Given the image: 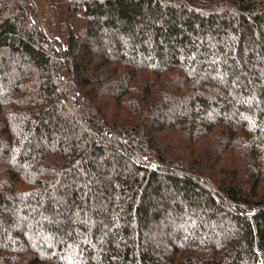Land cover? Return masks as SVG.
Here are the masks:
<instances>
[{
  "label": "trees",
  "instance_id": "obj_1",
  "mask_svg": "<svg viewBox=\"0 0 264 264\" xmlns=\"http://www.w3.org/2000/svg\"><path fill=\"white\" fill-rule=\"evenodd\" d=\"M48 2L0 0V264H264V0Z\"/></svg>",
  "mask_w": 264,
  "mask_h": 264
},
{
  "label": "rangeland",
  "instance_id": "obj_2",
  "mask_svg": "<svg viewBox=\"0 0 264 264\" xmlns=\"http://www.w3.org/2000/svg\"><path fill=\"white\" fill-rule=\"evenodd\" d=\"M37 11L36 13L40 16V21L43 23L45 28H47L53 35L58 37H65L67 33V28L65 26H58V23L62 21L63 16L58 10L56 12L50 8L48 0H34ZM59 12V13H58ZM47 17V21L43 22L42 17ZM49 22H54V26L50 25ZM49 23V24H48ZM83 25V21L78 19L75 21H70V26L73 31L79 30Z\"/></svg>",
  "mask_w": 264,
  "mask_h": 264
},
{
  "label": "built area",
  "instance_id": "obj_3",
  "mask_svg": "<svg viewBox=\"0 0 264 264\" xmlns=\"http://www.w3.org/2000/svg\"><path fill=\"white\" fill-rule=\"evenodd\" d=\"M41 20L43 22H46L47 21V17L44 16V17L41 18ZM50 25L54 26V22H50Z\"/></svg>",
  "mask_w": 264,
  "mask_h": 264
}]
</instances>
